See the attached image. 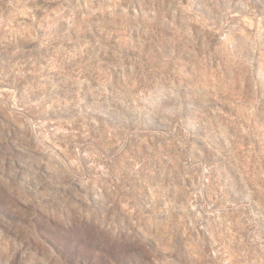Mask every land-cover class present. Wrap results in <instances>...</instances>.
<instances>
[{
	"label": "rangeland",
	"instance_id": "rangeland-1",
	"mask_svg": "<svg viewBox=\"0 0 264 264\" xmlns=\"http://www.w3.org/2000/svg\"><path fill=\"white\" fill-rule=\"evenodd\" d=\"M0 264H264V0H0Z\"/></svg>",
	"mask_w": 264,
	"mask_h": 264
}]
</instances>
